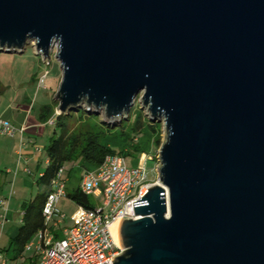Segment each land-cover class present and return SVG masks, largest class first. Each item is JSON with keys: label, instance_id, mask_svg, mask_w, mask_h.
<instances>
[{"label": "water", "instance_id": "95a60500", "mask_svg": "<svg viewBox=\"0 0 264 264\" xmlns=\"http://www.w3.org/2000/svg\"><path fill=\"white\" fill-rule=\"evenodd\" d=\"M62 73L56 115L161 123L112 264H264V0H0V52Z\"/></svg>", "mask_w": 264, "mask_h": 264}, {"label": "built area", "instance_id": "2783aa9c", "mask_svg": "<svg viewBox=\"0 0 264 264\" xmlns=\"http://www.w3.org/2000/svg\"><path fill=\"white\" fill-rule=\"evenodd\" d=\"M43 79L44 76L42 87ZM52 120L45 124L52 126ZM25 130L23 126L16 128L0 118V136H22ZM55 176L43 203L45 228L38 231L24 248L25 253H31L35 258L30 264H112V258L122 249L113 243L109 228L119 218L137 219L133 203L140 201L151 185L145 164L127 167L124 157L108 155L98 167L85 171L78 190L85 196L101 198V206L92 209L76 206L70 216L71 225L62 230L59 239H54L49 231L65 220L58 206L66 198L67 179L64 169Z\"/></svg>", "mask_w": 264, "mask_h": 264}, {"label": "trees", "instance_id": "16d2710c", "mask_svg": "<svg viewBox=\"0 0 264 264\" xmlns=\"http://www.w3.org/2000/svg\"><path fill=\"white\" fill-rule=\"evenodd\" d=\"M4 51V50H3ZM0 53H5V52ZM32 80H35L32 78ZM57 103L54 102L56 108ZM53 123V134L48 145L44 148L47 158V165L36 184L43 190L39 191L32 201L23 204L24 216L22 224L16 232V236L9 242V259L14 261L23 257L24 248L36 236L37 232L45 228L42 209L48 194L50 193L51 182L60 169H64L67 178L75 166L85 170H93L98 167L108 155H119L126 158H137L144 154L140 144V137L145 130L155 137L153 144L159 148L161 142L158 136V124L142 114L133 118L130 112L126 120L119 124L106 123L100 116L84 107L75 108L66 114L54 115L51 108L39 116V121L46 123L51 120ZM133 118V125L127 129V123ZM91 125L99 127L107 136L118 134L122 144L118 148L107 146L102 142L101 136L92 133ZM85 126V128H82ZM67 197L76 206L92 209L93 204L90 197L81 194L77 189L68 194ZM57 238V237H56ZM6 254V255H7ZM29 258H26L28 260Z\"/></svg>", "mask_w": 264, "mask_h": 264}, {"label": "crops", "instance_id": "0c3cea01", "mask_svg": "<svg viewBox=\"0 0 264 264\" xmlns=\"http://www.w3.org/2000/svg\"><path fill=\"white\" fill-rule=\"evenodd\" d=\"M46 98L47 97L39 100L38 105L36 104L37 102L34 104V107L38 108V110L36 108V117L32 116L34 110L31 112L29 111L30 113L28 114L27 109L23 107L20 109L14 108L15 110L8 111L6 108L0 116L1 119L7 120L16 128L22 126L26 128L22 136L18 134L14 135L13 137L0 136V138H2V141H0V168H4V170L0 169V202L2 204L0 206V227L1 230H3L0 231V246L4 240V235L10 236L7 245L5 247H0V264H6V261L13 262L9 259L7 249H9V242L16 236V232H18V228L22 224V219L24 216V211L22 208L23 204L32 201L36 194L43 190L36 184V181L39 176H41L44 168L47 165V158L44 148L49 143V140L53 134V129L50 125H46L39 121V116L42 111L46 113L47 108L53 109L54 115H56L57 108L53 107L55 102L54 97L51 103L48 102ZM46 138L48 139V143L44 146H40V140ZM43 153L45 154L44 160L38 156L39 154ZM141 156H145V152ZM6 159H9L8 164L4 163ZM30 164L35 165L33 171H31L29 168ZM138 164H140V162L137 161L133 166ZM85 171L88 170H85L79 166H75L73 168L71 174L66 178L67 195L75 192L78 189L81 176ZM34 187L37 188L35 195L32 193ZM67 195L64 199H67V202L74 205L76 209V205L72 203ZM14 197L18 199H14ZM67 205L68 203H65L63 200H61L58 207L60 208ZM18 216L20 223L17 229H14V223ZM64 216V222L61 225L53 226L51 231H49L54 239H59L61 237L62 230L66 227L69 228L71 225V220L69 218L67 219L66 215ZM21 258L23 260L22 264H30L35 261V258H33L31 253L24 252L23 257H20L16 260H20ZM26 258L29 259L26 260Z\"/></svg>", "mask_w": 264, "mask_h": 264}, {"label": "rangeland", "instance_id": "374dc122", "mask_svg": "<svg viewBox=\"0 0 264 264\" xmlns=\"http://www.w3.org/2000/svg\"><path fill=\"white\" fill-rule=\"evenodd\" d=\"M56 50L52 49L50 51V59L42 60V58L35 54L32 43H29L20 54H7L0 53V116L3 111L7 108L8 110H15L14 108H26L27 113H32L33 117L36 113V108L34 104L38 105V101L41 99H46L48 102H52V99L55 95V92L58 89V85L61 81L62 73L60 70V66L58 61L55 58ZM36 75V76H35ZM43 79V87H42V77ZM31 78L35 79L32 80ZM26 99V100H25ZM43 101V100H42ZM134 106L130 110V115L135 118L142 114V117L147 118V114L145 110L141 109V105L139 102V98L133 103ZM35 108V109H34ZM38 110V108H37ZM30 111V112H29ZM133 118H130L127 123V129H130L133 125ZM126 119H122L124 122ZM158 138L160 142H163L164 139V131L161 123H158ZM116 124H119L116 123ZM53 125L51 126V128ZM82 128H85L83 126ZM92 133L101 136L102 142L107 144V146L118 148L122 144V140L118 134L107 136L99 127L91 125ZM52 132V131H51ZM2 138H0V141ZM153 137L149 131L145 130L144 133L140 137L141 148L145 152V156H139L135 159L126 158L127 167L133 166L137 161L141 164H145L148 173V181L149 184L153 185L157 182V166H158V150L159 148L155 147L153 144ZM48 139L40 140V146L46 145ZM39 157L44 160L45 154H39ZM5 164L9 163V159L4 161ZM4 167V166H3ZM35 165L30 164L29 168L33 171ZM4 170V168H0ZM37 188L34 187L32 191L33 195L36 194ZM14 199H18L14 197ZM65 203H68L67 206L60 207V211L66 215L67 219L71 218L74 213L75 207L71 203L67 202V199H62ZM90 201L93 206L98 207L101 206L102 199H96L94 197H90ZM19 216L15 220L14 229H17L19 225ZM0 231L1 227H0ZM14 231V230H13ZM10 236L4 235V240L0 247H5L7 245L8 239ZM22 258L20 260H16L13 262L6 261V264H22Z\"/></svg>", "mask_w": 264, "mask_h": 264}]
</instances>
